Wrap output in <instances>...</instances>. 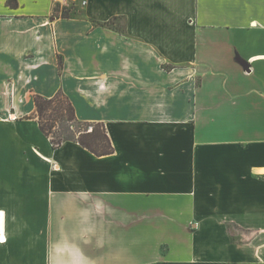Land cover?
Wrapping results in <instances>:
<instances>
[{
    "label": "crops",
    "instance_id": "crops-1",
    "mask_svg": "<svg viewBox=\"0 0 264 264\" xmlns=\"http://www.w3.org/2000/svg\"><path fill=\"white\" fill-rule=\"evenodd\" d=\"M7 1L0 264H264V0ZM59 90L112 153L52 145Z\"/></svg>",
    "mask_w": 264,
    "mask_h": 264
},
{
    "label": "trees",
    "instance_id": "trees-1",
    "mask_svg": "<svg viewBox=\"0 0 264 264\" xmlns=\"http://www.w3.org/2000/svg\"><path fill=\"white\" fill-rule=\"evenodd\" d=\"M7 5L17 7L18 0H8ZM56 15L68 17L71 11L66 7L56 8ZM114 19L106 22L112 25ZM120 29V28H119ZM63 61L60 58V67ZM35 113L41 131L50 138L54 147L61 146L65 141L72 140L79 142L96 155L110 154L114 146L107 133L103 122L82 121L78 118L76 108L70 98L59 90L51 97L36 94Z\"/></svg>",
    "mask_w": 264,
    "mask_h": 264
},
{
    "label": "built area",
    "instance_id": "built-area-1",
    "mask_svg": "<svg viewBox=\"0 0 264 264\" xmlns=\"http://www.w3.org/2000/svg\"><path fill=\"white\" fill-rule=\"evenodd\" d=\"M54 1H56V2H58V3L65 4L67 0H54Z\"/></svg>",
    "mask_w": 264,
    "mask_h": 264
},
{
    "label": "rangeland",
    "instance_id": "rangeland-1",
    "mask_svg": "<svg viewBox=\"0 0 264 264\" xmlns=\"http://www.w3.org/2000/svg\"><path fill=\"white\" fill-rule=\"evenodd\" d=\"M115 22H116V23H120L121 21H119V20H115Z\"/></svg>",
    "mask_w": 264,
    "mask_h": 264
}]
</instances>
